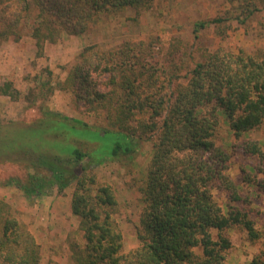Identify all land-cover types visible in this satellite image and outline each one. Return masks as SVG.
<instances>
[{
  "label": "trees",
  "instance_id": "trees-1",
  "mask_svg": "<svg viewBox=\"0 0 264 264\" xmlns=\"http://www.w3.org/2000/svg\"><path fill=\"white\" fill-rule=\"evenodd\" d=\"M151 2L0 0V40L18 39V26L25 17L31 18L28 14L33 9L30 36L39 55L46 42L54 43L62 34L82 35L101 14H116L126 8L140 12ZM216 22L219 20L196 23L194 32ZM135 49L130 42L109 51L85 47L58 84V89L70 91L86 112L101 108L105 127L44 113L39 122L20 127L15 135L23 136L14 139L21 143L36 128L47 131L53 122L62 120L73 122L74 129L94 132L98 142H83L93 147L88 151L75 147L65 154L35 146L5 149L2 145L7 142L1 139L0 164L22 161L35 172L23 179L8 178L0 185H14L27 198H40L46 188L56 187L61 192L74 183L71 212L79 218L83 237L81 245L70 244L75 264H227L231 242L224 232L239 226L250 241L257 240L259 232L244 206L235 205L245 200L226 176L229 156L215 145L213 137L220 117L236 138L264 124V52L251 56L217 50L196 64L186 86L164 92L140 90L145 85H137L141 74L135 72V66L140 50L135 53ZM10 85L5 83L0 93L11 96ZM37 88L41 98L46 96L43 90H52L48 82ZM7 128L0 123V138L10 137ZM60 133L48 131L41 139L59 140ZM118 135L124 137V144L118 142ZM108 136L114 142L102 153L99 143ZM139 139L153 141V155L138 187L145 205L136 231L139 245L123 254L122 232L112 218L117 206L114 191L107 184L96 186L91 168L121 155L131 157ZM244 153L264 157L256 142L247 143ZM213 187L227 193L228 203L223 207L214 200ZM0 264H40L38 245L9 215V207L1 199ZM252 264H264V260L257 257Z\"/></svg>",
  "mask_w": 264,
  "mask_h": 264
},
{
  "label": "rangeland",
  "instance_id": "rangeland-1",
  "mask_svg": "<svg viewBox=\"0 0 264 264\" xmlns=\"http://www.w3.org/2000/svg\"><path fill=\"white\" fill-rule=\"evenodd\" d=\"M35 13L32 9L28 14L31 18L25 17L18 26V39L0 40V88L5 83L11 84V96L0 93V123L7 124L11 133L7 134L10 137L1 135L0 141L7 142L2 145L5 149L35 146L67 154L75 147L84 151L93 147L83 142H98L94 132L83 127L74 129L73 122L62 120L53 122L47 131L36 128L21 143L14 140L23 136L15 135L20 127L39 122L44 113L79 119L97 128L106 126L101 108L88 113L70 91L58 89L76 56L85 47L109 51L130 42L136 47L135 53L140 50L135 66V72L141 74L137 85L142 82L145 85L140 90L164 92L186 86L196 64L205 62L217 50L251 56L264 52V0H152L151 6L140 12L126 8L116 14H101L82 35L62 34L58 41L46 42L39 55L30 36ZM215 19L219 22L194 32V24ZM44 82H48L52 90H43L46 96L41 98V90L37 87ZM138 118L146 119V116L138 115ZM48 131L61 132L62 138L41 139V134ZM117 139L125 143L122 135ZM213 141L229 156L225 174L245 200V203L241 201L235 205L244 206L259 232V238L250 241L239 226L226 230L224 235L231 242L226 254L227 264H252L257 257L264 260V157L244 153L249 142H256L264 153V124L236 138L220 117ZM78 142L83 144L79 146ZM113 142L114 138L108 136L99 143L98 150L106 153ZM152 155L153 141L139 139L131 157L121 155L114 161L108 160L91 168L96 186L107 184L114 191L117 206L112 218L122 232L123 254L139 245L136 231L145 205L138 187L146 177ZM19 162L0 164V183L11 177L23 179L35 172ZM74 187L72 183L61 192L56 187H49L40 198H27L14 185H0V199L7 203L9 215L17 219L38 245L40 264H75L70 244L81 245L83 237L79 218L71 212ZM212 195L220 206L228 203V195L222 189L213 187Z\"/></svg>",
  "mask_w": 264,
  "mask_h": 264
}]
</instances>
